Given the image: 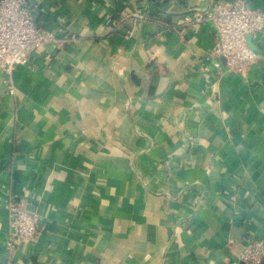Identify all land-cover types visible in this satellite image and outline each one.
Returning a JSON list of instances; mask_svg holds the SVG:
<instances>
[{"label": "crops", "instance_id": "obj_1", "mask_svg": "<svg viewBox=\"0 0 264 264\" xmlns=\"http://www.w3.org/2000/svg\"><path fill=\"white\" fill-rule=\"evenodd\" d=\"M232 1L35 0L74 39L0 68V264H244L264 238V28L244 74L215 66L205 10ZM11 199L43 228L7 253Z\"/></svg>", "mask_w": 264, "mask_h": 264}, {"label": "built area", "instance_id": "obj_2", "mask_svg": "<svg viewBox=\"0 0 264 264\" xmlns=\"http://www.w3.org/2000/svg\"><path fill=\"white\" fill-rule=\"evenodd\" d=\"M35 0H0V68L11 72L16 65L26 62L33 49L46 42H59L74 39L57 38L55 32L42 27L33 13ZM189 12L184 23L195 18ZM205 17L213 24L216 40L212 54L217 56L215 66H219V57L223 58L226 69L244 74L256 58L255 50L246 40L247 33L256 34L264 28V9L254 6L248 0H233L230 3L216 2L212 10H205ZM139 19H143L140 16ZM60 40V41H58ZM13 92V85H9ZM28 202V201H27ZM8 236L4 249L8 253L15 245L35 240L43 228L39 215L27 207L24 201L8 200ZM244 264H262L264 261V238L248 234L239 253Z\"/></svg>", "mask_w": 264, "mask_h": 264}]
</instances>
